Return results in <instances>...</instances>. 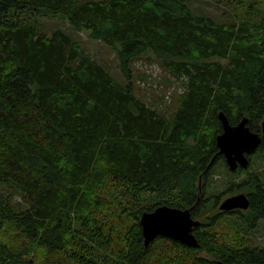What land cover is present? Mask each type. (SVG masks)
<instances>
[{"label": "trees", "instance_id": "trees-1", "mask_svg": "<svg viewBox=\"0 0 264 264\" xmlns=\"http://www.w3.org/2000/svg\"><path fill=\"white\" fill-rule=\"evenodd\" d=\"M193 1L0 0V264H264V170L230 181L247 210L211 191L228 167L220 112L249 119V159H264V0H219L220 15ZM59 15L115 53L124 82L70 33L41 31ZM144 56L185 88L170 116L136 93ZM162 205L191 208L198 246L145 243L141 216Z\"/></svg>", "mask_w": 264, "mask_h": 264}, {"label": "rangeland", "instance_id": "rangeland-1", "mask_svg": "<svg viewBox=\"0 0 264 264\" xmlns=\"http://www.w3.org/2000/svg\"><path fill=\"white\" fill-rule=\"evenodd\" d=\"M193 6L200 12L205 11L213 15H220L223 12L222 8L224 9L225 7L219 0H194ZM39 19L42 32L51 34L57 29H63L70 33L75 39L83 43L86 52L91 57L103 63L118 81L124 82L115 53L103 41L90 39L87 32H72L69 30L70 27L62 15ZM134 77L138 97L168 116L175 111L177 100L185 91L180 80L169 75L152 57L148 56H144L135 62ZM254 161L255 163L250 161L249 167L245 172H241L238 177L230 176L229 167H226V169L223 163L220 162L212 181V194L216 192L217 195H220V201H222L226 197L242 193L241 191L230 190V181L239 182V180L245 179L250 172H262L264 170V159L259 156ZM17 200L19 201V198ZM252 241L254 244L264 247V220L258 222Z\"/></svg>", "mask_w": 264, "mask_h": 264}, {"label": "water", "instance_id": "water-1", "mask_svg": "<svg viewBox=\"0 0 264 264\" xmlns=\"http://www.w3.org/2000/svg\"><path fill=\"white\" fill-rule=\"evenodd\" d=\"M219 119L222 132L216 138L218 153L224 157L232 172L247 169L250 164L249 155L256 152L262 143L261 135L251 130L247 117L237 124H231L225 113L220 112ZM249 207L250 199L244 192L226 197L219 204L222 211L247 210ZM140 223L146 244L158 236H163L190 247L198 246L194 228L200 225V221L192 217L191 208L162 205L151 212L143 213Z\"/></svg>", "mask_w": 264, "mask_h": 264}]
</instances>
